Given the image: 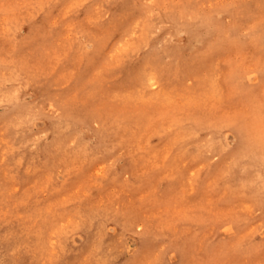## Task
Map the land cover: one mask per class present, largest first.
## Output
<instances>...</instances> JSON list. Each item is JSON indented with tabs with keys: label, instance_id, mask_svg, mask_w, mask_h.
<instances>
[{
	"label": "rangeland",
	"instance_id": "374dc122",
	"mask_svg": "<svg viewBox=\"0 0 264 264\" xmlns=\"http://www.w3.org/2000/svg\"><path fill=\"white\" fill-rule=\"evenodd\" d=\"M263 159L264 0H0V264H264Z\"/></svg>",
	"mask_w": 264,
	"mask_h": 264
},
{
	"label": "bare ground",
	"instance_id": "6f19581e",
	"mask_svg": "<svg viewBox=\"0 0 264 264\" xmlns=\"http://www.w3.org/2000/svg\"><path fill=\"white\" fill-rule=\"evenodd\" d=\"M162 17L164 18L163 20H164L165 25H167L166 27L170 31H172L173 34L178 32L180 29H185V30H189L193 32L197 28L203 26V22H204L203 14H200L198 16L186 17L183 15V9H180L179 13H176L170 10L167 14L163 15ZM152 27H153V20L152 21L149 20L145 22L146 30H150L152 29ZM97 39L99 38H93L92 42L94 43V46H96L97 44ZM73 49L78 52L84 51L83 47H81L80 45H77L76 48H73ZM128 59L130 60V58ZM103 132H104L105 140L114 141V137L110 134V131L107 128H104ZM235 137H236V141H239L240 139L244 141L243 139L244 137L240 134V131L235 134ZM251 154H258V153L252 152ZM262 164H263V168L261 170L264 169V159L262 161ZM234 178H235V174H234Z\"/></svg>",
	"mask_w": 264,
	"mask_h": 264
}]
</instances>
